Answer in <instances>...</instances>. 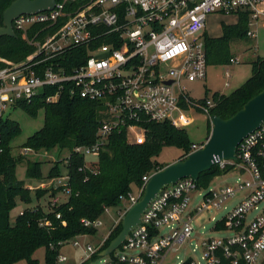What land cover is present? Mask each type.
Here are the masks:
<instances>
[{"label": "built area", "instance_id": "2783aa9c", "mask_svg": "<svg viewBox=\"0 0 264 264\" xmlns=\"http://www.w3.org/2000/svg\"><path fill=\"white\" fill-rule=\"evenodd\" d=\"M263 4L264 0H56L53 10L20 15L12 26L33 52L19 62L0 57V119L22 110L45 88L54 91L46 96L47 103L58 102L64 93L97 103L96 142L71 153L86 160L98 156L117 130H127L132 142L142 144L145 123L170 122L182 128L191 121L183 115L186 110L204 114L212 123L214 101L191 98L181 86L184 80L193 83L208 77L207 19L244 11L253 24L264 16ZM247 36L258 37L251 29ZM230 64H239V59L232 58ZM203 145L192 144L189 154ZM237 157L236 162L218 163L223 169L232 165V171L240 173L236 183L202 191L198 182L184 178L164 188L142 214V223L131 229L113 254L102 256L110 234L140 200L154 173L144 176L140 196L130 193L121 198L120 218L98 245L85 246L88 256L82 264L98 260L100 264H163L169 255L178 258L181 247L192 240L196 217L225 208L238 195L240 202L214 227L232 235L204 238L199 243L205 264H264V208L253 219L247 217L264 202V121L243 139ZM84 166L91 167L88 162ZM50 185L60 194L50 197L49 208L60 206L72 194L70 175L52 178ZM196 192L198 202L192 198ZM101 217L82 221L85 227L98 230L104 224ZM73 246L81 245L75 241ZM59 255L57 264H65L67 256ZM178 264L199 263L186 256Z\"/></svg>", "mask_w": 264, "mask_h": 264}, {"label": "trees", "instance_id": "16d2710c", "mask_svg": "<svg viewBox=\"0 0 264 264\" xmlns=\"http://www.w3.org/2000/svg\"><path fill=\"white\" fill-rule=\"evenodd\" d=\"M14 0H0V28L3 25L6 9ZM239 23L224 25L223 36L212 38L204 33L208 66H225L230 64L234 56L230 53V44L241 38H248L250 23L249 12H240ZM33 52V47L18 37H0V57L9 61L19 62ZM252 76L242 87L231 94L215 93V106L210 115L227 119L259 94L264 89V57L252 63ZM54 91L49 88L42 90L39 97L29 105L20 108L32 118H37L44 111V126L28 138L23 145L25 149L36 151L67 150L68 156L57 161L49 171V178L61 177L60 168L66 166L70 175L72 194L58 207H50L48 211L38 206L36 211L25 209L14 219L12 213L17 208L18 200L24 204L44 197H56L60 193L55 189L37 190L33 192L16 174L18 165L25 162L23 156L12 155V143L22 134V127L15 120L0 119V264H39L34 253L44 248L45 263L57 264L61 249L71 240L82 235H93L97 229L85 227L83 219L98 220L106 209L117 208L121 198H128L134 188H143V177L160 171L164 164L158 158L165 147H176L183 151L180 159L191 151L186 132L175 128L170 122H148L145 129V142L138 144L127 137V130H117L98 154L96 162L90 168L84 165V156L71 155L74 148L90 146L96 142L99 127L100 106L80 98H71L64 93L56 103H47V95ZM211 120L208 123V136L211 132ZM69 156H71L69 158ZM69 158V159H68ZM27 162V178L41 179L43 163ZM83 168L82 170H79ZM233 169L232 165L221 168L219 164L211 171L200 175L197 185L208 189L212 181L226 175ZM48 202V201H47ZM57 215H61L58 219ZM50 222L49 226L42 223ZM122 230V220L114 228L102 249H106ZM98 259V255L94 260Z\"/></svg>", "mask_w": 264, "mask_h": 264}, {"label": "rangeland", "instance_id": "374dc122", "mask_svg": "<svg viewBox=\"0 0 264 264\" xmlns=\"http://www.w3.org/2000/svg\"><path fill=\"white\" fill-rule=\"evenodd\" d=\"M244 12V11H243ZM250 20V19H249ZM207 27L205 33L207 36L212 38H221L223 36V27L224 25H235L239 23V15L236 14H214L210 15L207 19ZM257 33V39L253 38H241V40L234 41L230 44V53L237 59H239V64H229L225 66L218 65H209L208 66V78L206 81H195L193 83L188 82L186 80L182 81L181 86L187 88V93L191 98H195L198 100L211 99L213 100V95L215 93H220L223 95H228L234 92L235 90L242 87V84L246 82L252 76V63L258 60L259 57H264V16H261L257 21H253V24L249 23V28ZM226 71L227 72L226 74ZM228 83V85L226 84ZM180 114H176L177 117ZM187 119L191 121L188 124L182 125V128L186 132L188 139L191 144L194 143H205L208 139V123L207 117L201 113H192L189 110H186L183 114ZM44 111H40L37 118H32L27 115V113L23 110H13L6 113L4 115V119L15 120L22 127V134L17 137L12 143V155L15 156H23L26 158V161H40L43 163L41 173V179H28L26 168L27 162H23L18 165L17 168V176L20 180L24 181L26 187L30 188L33 192L37 190H45L47 191L51 188V179L49 176V171L54 166V164L63 160L68 156V151L63 150L60 151L52 150L48 151H36L33 149L25 152L24 144L28 141V138L35 132L39 131L44 126ZM175 127V126H173ZM176 128V127H175ZM177 129V128H176ZM131 140H134L133 136L130 135ZM183 154V151L176 147H165L162 151L161 156L158 158L159 164L168 165L171 163H175L178 161ZM97 156H92L87 158V162H96ZM61 177L68 176L69 172H67L66 166H62L60 168ZM246 177H250L249 174H246ZM241 178L240 173L237 171L228 172L226 175H221L216 177L210 187L208 189H212L218 186H227L228 184H234ZM45 187V188H44ZM202 191L205 190L201 188ZM207 190V189H206ZM199 192V191H198ZM198 192L192 194V198L195 199V202L200 201V197ZM141 190L138 188H134L132 194L134 196H140ZM241 199V195H238L234 200H230L228 203L224 205L225 208L221 210H212L209 212H204L193 221L192 226L194 228V233L192 240L189 243L184 244L181 247V252L174 257L173 255H169L163 264H178L179 261L186 256H190L194 258L199 264H205V260L203 258V251L200 249L199 243L204 238H224L232 235L231 232H221L217 229H214L217 221H221L229 212L232 207L236 206ZM48 198L44 197L40 200H33L31 204L27 205L18 200L17 208L12 213V217L15 219L16 216L20 213V211L25 209H30L33 206H41L45 211L49 210V206L47 205ZM64 201V199H63ZM118 206L117 208L109 209L108 212H105L101 220L103 221V225L98 229L96 234L93 235H82L77 239L69 241L66 245L61 249L60 254L67 256L68 260L65 264H82V258H86L88 254H86L85 246L87 244L90 245H98L113 228L116 224L120 215H118ZM264 208V202L259 206L258 211H252L248 214V219H253L257 214H259L260 210ZM123 218V217H122ZM121 218V219H122ZM75 241L80 243V247H74L73 244ZM34 257L39 260V264L45 263V249H39L34 253ZM17 264H27L26 261H20ZM86 264H100V261H90Z\"/></svg>", "mask_w": 264, "mask_h": 264}, {"label": "water", "instance_id": "95a60500", "mask_svg": "<svg viewBox=\"0 0 264 264\" xmlns=\"http://www.w3.org/2000/svg\"><path fill=\"white\" fill-rule=\"evenodd\" d=\"M55 4L56 0H14L5 11L0 37L17 38L18 35L12 26L15 18L20 15L53 10ZM211 119V132L202 148L175 163L164 166L151 176L140 200L130 206L122 218L121 232L102 252V256L113 254L126 240L131 229L142 223V214L164 188L184 178H191L198 182L202 173L211 171V168L219 162L238 160V146L249 133L259 129L264 121V89L226 120L219 116H212Z\"/></svg>", "mask_w": 264, "mask_h": 264}, {"label": "crops", "instance_id": "0c3cea01", "mask_svg": "<svg viewBox=\"0 0 264 264\" xmlns=\"http://www.w3.org/2000/svg\"><path fill=\"white\" fill-rule=\"evenodd\" d=\"M261 8H262V10L264 11V4L263 5H261ZM235 58V57H234ZM227 72H229V71H226V74H227ZM208 78V77H207ZM227 85H228V83H226ZM223 95V94H222ZM207 120H209L210 121V119H207Z\"/></svg>", "mask_w": 264, "mask_h": 264}]
</instances>
